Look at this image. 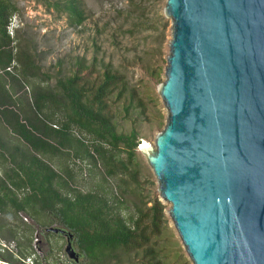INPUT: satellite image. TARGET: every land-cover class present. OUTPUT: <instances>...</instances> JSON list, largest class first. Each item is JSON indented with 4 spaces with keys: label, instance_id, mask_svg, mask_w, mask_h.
<instances>
[{
    "label": "water",
    "instance_id": "1",
    "mask_svg": "<svg viewBox=\"0 0 264 264\" xmlns=\"http://www.w3.org/2000/svg\"><path fill=\"white\" fill-rule=\"evenodd\" d=\"M164 12L167 121L140 145L160 200L192 264H264V0H167ZM66 253L80 261L70 241Z\"/></svg>",
    "mask_w": 264,
    "mask_h": 264
},
{
    "label": "trees",
    "instance_id": "2",
    "mask_svg": "<svg viewBox=\"0 0 264 264\" xmlns=\"http://www.w3.org/2000/svg\"><path fill=\"white\" fill-rule=\"evenodd\" d=\"M38 1L48 10L65 14L73 28H81L88 20L81 0ZM17 11L12 0H0V236L17 240L19 248L18 253L9 254L0 246L8 254L0 252V258L11 264L32 257L37 261L32 226L21 228L22 224L2 218L12 211L16 216L26 214L48 237L56 236L47 232L55 225L65 230L58 236L71 242L80 258L74 264L81 260L82 264H111L119 255L133 264H162L161 241L169 229V207L159 195L143 192L137 162L141 137L136 128L120 133L111 109V104L123 102L130 117L137 107L145 113L144 104L136 99L126 76L97 58L91 65L79 62L71 76L58 81L59 92L38 86L30 98L21 77L8 71L17 59L25 65L24 78L37 76L29 72L34 66L29 54L16 57L7 31ZM141 19L135 18L134 28ZM73 128L85 139L76 138ZM75 160L102 168L106 184L89 191L78 189V175L69 164ZM125 177L140 190V202L131 214L121 212L117 186L107 183L113 178L126 184ZM21 238L27 239L23 246Z\"/></svg>",
    "mask_w": 264,
    "mask_h": 264
},
{
    "label": "rangeland",
    "instance_id": "3",
    "mask_svg": "<svg viewBox=\"0 0 264 264\" xmlns=\"http://www.w3.org/2000/svg\"><path fill=\"white\" fill-rule=\"evenodd\" d=\"M12 1L18 8L10 20L15 28L14 35L11 36L8 31L14 41V53L18 58L22 53L29 54L34 65L29 72L37 74L34 78H24L21 70L25 65L15 59L12 72L21 77L27 95L33 98L38 86L46 91L59 92L58 81L71 76L79 62L91 65L93 59L97 58L98 61L111 64L126 76L130 89L135 91L136 99L145 107V113L142 114V108L137 107L128 117L123 102L111 104L117 130L129 134L136 128L141 143L146 141L154 147L157 135L164 129L162 122L166 124L167 121V110L159 95V87L165 81L167 57L170 53L171 20L164 12L167 0H134L138 5L133 0H81L88 20L77 29L69 25L65 14H59L54 9L48 10L38 0ZM141 17L140 26L134 28L133 23H137L135 18ZM72 133L76 138L85 139V134L78 128H73ZM140 145L137 155L141 168L140 185L143 192L146 190V195H159L156 177L147 164ZM122 156L126 157L125 154ZM54 163L57 164L58 161ZM69 164L78 175V189L89 191L106 184L102 179V168L93 169L90 163L79 160ZM0 172L2 173V169ZM124 180H127L126 184L125 181L122 184V181L113 178L108 179L107 183L112 188L117 186L121 212L131 214L135 205L140 202V190L128 177ZM166 206L170 208L169 205ZM12 213H6L8 215H3L2 218L13 225L22 224L21 228H25L24 224H27L34 230L33 247L37 261L34 262L32 257L31 260H22L20 264H74L66 253V236L50 232L56 236L48 237L45 229L37 226L26 214L16 216ZM168 218L169 229L161 241L164 248L162 264H192L172 220L169 216ZM53 228L60 227L55 225ZM19 240L22 246L27 242L26 238ZM0 246L9 254L19 252L17 240L0 236ZM0 252L8 255L2 249ZM118 257L119 260H113L111 264H133V261L123 255Z\"/></svg>",
    "mask_w": 264,
    "mask_h": 264
},
{
    "label": "built area",
    "instance_id": "4",
    "mask_svg": "<svg viewBox=\"0 0 264 264\" xmlns=\"http://www.w3.org/2000/svg\"><path fill=\"white\" fill-rule=\"evenodd\" d=\"M11 22H12V21H11ZM11 22H10V24H9L8 27H7V31H9V34H10L11 36H13V35H14V29H15V28L12 26ZM8 71L12 72V67L9 68ZM70 261H71V259H70ZM71 262H72V261H71ZM0 264H8V263L5 262L4 260L0 259Z\"/></svg>",
    "mask_w": 264,
    "mask_h": 264
},
{
    "label": "crops",
    "instance_id": "5",
    "mask_svg": "<svg viewBox=\"0 0 264 264\" xmlns=\"http://www.w3.org/2000/svg\"><path fill=\"white\" fill-rule=\"evenodd\" d=\"M1 127V126H0Z\"/></svg>",
    "mask_w": 264,
    "mask_h": 264
},
{
    "label": "flooded vegetation",
    "instance_id": "6",
    "mask_svg": "<svg viewBox=\"0 0 264 264\" xmlns=\"http://www.w3.org/2000/svg\"><path fill=\"white\" fill-rule=\"evenodd\" d=\"M73 261V260H72Z\"/></svg>",
    "mask_w": 264,
    "mask_h": 264
}]
</instances>
